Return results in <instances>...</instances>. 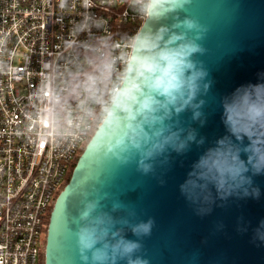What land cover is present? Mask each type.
Returning <instances> with one entry per match:
<instances>
[{
    "label": "clouds",
    "instance_id": "clouds-1",
    "mask_svg": "<svg viewBox=\"0 0 264 264\" xmlns=\"http://www.w3.org/2000/svg\"><path fill=\"white\" fill-rule=\"evenodd\" d=\"M125 2L142 22L130 34L109 30L90 11L94 0H80L83 11L70 37L41 65L21 134L37 148L83 145L84 156L97 166L134 165L161 186L175 157L195 146L202 151L179 192L196 215L210 214L217 200L259 198L254 177L264 175V74L216 96L225 134L209 144L199 131L207 123L214 83L201 59L208 52L203 42L209 26L186 14L193 0ZM69 7V0H59L62 11ZM12 73L7 40L0 39V74ZM158 168L165 173L157 176ZM73 195L68 193L63 210L79 264H150L143 241L156 227L154 217L138 219L120 197L83 186L79 207L69 214ZM256 240L264 243V220Z\"/></svg>",
    "mask_w": 264,
    "mask_h": 264
},
{
    "label": "water",
    "instance_id": "water-1",
    "mask_svg": "<svg viewBox=\"0 0 264 264\" xmlns=\"http://www.w3.org/2000/svg\"><path fill=\"white\" fill-rule=\"evenodd\" d=\"M186 14L209 26L203 42L208 52L201 59L214 83L207 97V123L199 131L211 144L225 134L216 96L256 83L264 74V0H193ZM200 151L193 146L187 155L175 157L163 186L152 176H141L134 165L121 168L106 161L97 166L82 152L51 211L44 264H79L63 206L68 193L76 192L67 200L68 213L75 214L82 186L90 192L98 188L112 199L120 197L138 219L155 218L152 235L143 241L150 264H264V243L253 242L264 220V175L254 177L259 198L217 200L210 214L198 216L181 196L179 184ZM162 173L165 169L158 168L156 175Z\"/></svg>",
    "mask_w": 264,
    "mask_h": 264
},
{
    "label": "built area",
    "instance_id": "built-area-1",
    "mask_svg": "<svg viewBox=\"0 0 264 264\" xmlns=\"http://www.w3.org/2000/svg\"><path fill=\"white\" fill-rule=\"evenodd\" d=\"M69 3L62 11L59 0H0V39L7 40L13 68L11 75L0 74V264H40L54 196L83 152V145L37 148L20 131L42 63L80 19V0ZM94 3L90 11L114 33L130 34L142 25L125 0Z\"/></svg>",
    "mask_w": 264,
    "mask_h": 264
},
{
    "label": "rangeland",
    "instance_id": "rangeland-1",
    "mask_svg": "<svg viewBox=\"0 0 264 264\" xmlns=\"http://www.w3.org/2000/svg\"><path fill=\"white\" fill-rule=\"evenodd\" d=\"M71 172H72V169L70 170V172L68 173V178L70 177V175H71ZM68 180V179H67ZM60 194V193H59ZM58 197V194H56L55 196H54V199H53V205H54V201H55V199ZM46 224H48V223H46ZM46 239H47V231L46 230H44L43 231V234H42V242H43V248L42 249H44V247H45V245H46ZM45 250V249H44ZM43 250V251H44ZM43 253V252H42ZM42 253H41V255H40V264H43V259H42Z\"/></svg>",
    "mask_w": 264,
    "mask_h": 264
},
{
    "label": "trees",
    "instance_id": "trees-1",
    "mask_svg": "<svg viewBox=\"0 0 264 264\" xmlns=\"http://www.w3.org/2000/svg\"><path fill=\"white\" fill-rule=\"evenodd\" d=\"M78 159H79V158H78ZM78 159L75 160V162H74V167H75V165H76ZM74 167H73V169H74ZM72 172H73V170H72ZM72 172H71V175H72ZM71 175H70V177L68 178V180H67L66 184L64 185V187H65V186L67 185V183L69 182V180H70V178H71ZM64 187H63V188H64ZM62 190H63V189H62ZM51 211H52V210H51ZM51 211L48 213V217H47V223H48V224H49V221H50ZM44 251H45V250H44ZM44 251H43V253H42L43 264H44V261H45V253H44Z\"/></svg>",
    "mask_w": 264,
    "mask_h": 264
}]
</instances>
